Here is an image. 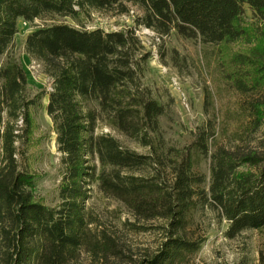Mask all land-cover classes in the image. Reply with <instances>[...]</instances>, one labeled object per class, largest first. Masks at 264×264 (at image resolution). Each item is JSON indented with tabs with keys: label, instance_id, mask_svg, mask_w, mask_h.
Listing matches in <instances>:
<instances>
[{
	"label": "trees",
	"instance_id": "obj_1",
	"mask_svg": "<svg viewBox=\"0 0 264 264\" xmlns=\"http://www.w3.org/2000/svg\"><path fill=\"white\" fill-rule=\"evenodd\" d=\"M129 6L140 11L136 27L161 37L174 31L221 49L256 43L226 61L234 88L248 97L250 129L259 128L264 117V0H0V264H77L82 250L120 257L114 239L88 229L85 201L91 183L135 217L166 222L159 252L128 264H177L196 252L201 241L189 237L188 228L199 209L218 212L229 238L264 228V152L222 145L210 152L214 132L209 124L197 126L189 144L167 146L160 123L166 107L142 83L148 55L140 54L135 29L55 25L29 33L25 52L35 55L52 78L49 92L29 96L25 72L13 55L19 20L54 14L79 23L90 10L125 14ZM247 10L254 25L244 21ZM45 95L63 165L60 202L54 206L34 195L35 177L28 166L32 110ZM99 123L148 153L97 133ZM195 153L209 155L207 187L205 175L193 169ZM148 167L152 172L142 174Z\"/></svg>",
	"mask_w": 264,
	"mask_h": 264
},
{
	"label": "rangeland",
	"instance_id": "obj_2",
	"mask_svg": "<svg viewBox=\"0 0 264 264\" xmlns=\"http://www.w3.org/2000/svg\"><path fill=\"white\" fill-rule=\"evenodd\" d=\"M139 14L136 7L129 6V12L125 14H120L117 9L90 10L79 23L54 14H44L31 22L19 20L13 55L25 72L29 96L43 90L49 92L52 82L42 62L25 52L24 41L29 33L55 25L105 31L135 29L142 46L140 54L148 55L142 83L166 107V115L160 118V123L167 146L181 148L189 144L192 131L197 126L209 124L214 132L209 141L210 152L219 145L227 148L249 146L264 152V117L256 131L250 129L252 124L245 108L248 97L234 88L229 78L231 68L226 61L229 55L236 51L248 52L256 43L237 42L231 48L221 49L202 44L197 39L183 38L174 31L161 37L151 29L135 26ZM244 21L249 25L256 22L249 10ZM47 101L48 96H43L41 106L32 110L28 166L35 177L34 195L45 205L54 206L60 202L58 193L63 165L56 132L46 112ZM96 132L110 134L124 147L139 154L148 153V148L105 124H97ZM91 164H95L98 172V161L93 159ZM209 167V155L204 157L195 153L193 169L205 175L204 187L209 184ZM151 172L148 167L142 174ZM86 190L88 229L97 236L104 234L114 239L122 255L97 257L82 250L77 264H128L130 260L140 261L159 252L165 242L164 220L145 221L135 217L124 203L99 190L96 183L88 185ZM225 228L226 222L218 212L208 208L196 210L188 233L189 237L201 241L200 247L177 264H264V259L261 260L264 257V228L245 230L233 238L226 237Z\"/></svg>",
	"mask_w": 264,
	"mask_h": 264
}]
</instances>
